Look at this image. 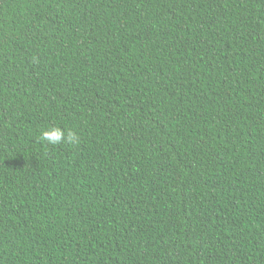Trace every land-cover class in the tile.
Segmentation results:
<instances>
[{
	"label": "trees",
	"instance_id": "1",
	"mask_svg": "<svg viewBox=\"0 0 264 264\" xmlns=\"http://www.w3.org/2000/svg\"><path fill=\"white\" fill-rule=\"evenodd\" d=\"M0 264H264V0H0Z\"/></svg>",
	"mask_w": 264,
	"mask_h": 264
},
{
	"label": "clouds",
	"instance_id": "2",
	"mask_svg": "<svg viewBox=\"0 0 264 264\" xmlns=\"http://www.w3.org/2000/svg\"><path fill=\"white\" fill-rule=\"evenodd\" d=\"M39 139L41 142L51 145H58L63 142L73 144L79 142L78 136L74 131H65L60 127H50L42 130Z\"/></svg>",
	"mask_w": 264,
	"mask_h": 264
}]
</instances>
